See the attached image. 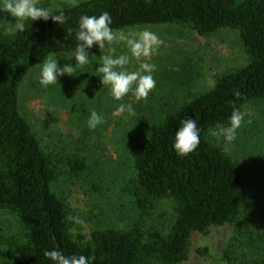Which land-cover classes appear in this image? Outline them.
Wrapping results in <instances>:
<instances>
[{"label": "trees", "instance_id": "obj_1", "mask_svg": "<svg viewBox=\"0 0 264 264\" xmlns=\"http://www.w3.org/2000/svg\"><path fill=\"white\" fill-rule=\"evenodd\" d=\"M39 6L62 10L66 21L26 20L24 31L11 32L14 18L0 13V212L15 215L20 223L17 232L0 230V264H53L44 256L52 249L84 255L88 264H181L193 232L205 234L225 223L233 224V233L222 251L224 262L264 264V151L256 158L263 168L254 179L258 195L249 198L243 168L210 135L216 125L227 126L233 109L242 112L264 101V0H82L60 6L40 0ZM105 11L113 30L174 24L207 35L233 29L246 62L218 74L208 90L167 102L159 114L146 117L145 134L131 147V174L123 182L137 220L75 237L66 201L52 184L62 170L83 173L87 160L42 146L19 109V86L48 56L74 52L81 15ZM97 51L93 46L92 53ZM189 118L197 121L200 143L180 156L173 150V135L181 119ZM164 199L174 210L165 224L154 216Z\"/></svg>", "mask_w": 264, "mask_h": 264}, {"label": "rangeland", "instance_id": "obj_2", "mask_svg": "<svg viewBox=\"0 0 264 264\" xmlns=\"http://www.w3.org/2000/svg\"><path fill=\"white\" fill-rule=\"evenodd\" d=\"M54 6L77 3L82 0H47ZM147 29L155 33L162 44L147 62L156 65L153 77L156 86L146 99L137 101L129 93L121 100L114 99L107 87L101 85L95 72L98 56H90L91 63L78 69L76 76L65 75L58 84L47 87L39 83L40 66L32 68L19 86V109L32 125L44 148L65 150L84 156L87 169L80 175L62 170L52 184L53 190L66 201L71 216V232L90 234L94 229L126 227L138 218L132 198L124 191L123 182L131 174V147L143 134L144 121L150 114H159L167 102L208 90L218 74L240 67L246 56L238 33L220 29L200 35L185 25H138L117 31L118 34ZM116 55L127 52L123 43L113 45ZM72 53L51 55L67 57ZM63 63H74L65 61ZM93 64V65H92ZM135 70L138 62L127 66ZM121 104H132L136 115L121 112ZM153 109L154 112H149ZM103 116L104 122L95 129L87 126L91 111ZM244 120L236 139L223 141L228 153L240 164L245 174L247 195L256 197L255 177L262 173L256 162L257 153L264 151V101L246 105ZM158 117V116H155ZM173 203L164 199L156 204L154 216L162 222L173 220ZM80 221V222H77ZM15 215L0 212V230L19 231ZM233 233V224L213 225L208 233L193 232L188 258L181 264H226L222 251ZM206 248L205 253L199 251Z\"/></svg>", "mask_w": 264, "mask_h": 264}, {"label": "clouds", "instance_id": "obj_3", "mask_svg": "<svg viewBox=\"0 0 264 264\" xmlns=\"http://www.w3.org/2000/svg\"><path fill=\"white\" fill-rule=\"evenodd\" d=\"M40 0H0V13H6L14 18V24L9 31L22 32L25 29L26 20L36 21L49 19L60 25L66 21L62 10L53 11L39 6ZM112 17L105 11L97 15H81L75 29L77 41L74 52L65 57L48 56L40 66L39 83L47 87L58 84L59 78L68 75L76 76L78 69L91 63L90 56L93 46L105 54L99 55L100 60L95 68V75L101 85L107 87L109 94L116 100H121L126 94L131 93L137 101L146 99L149 92L156 86L153 73L156 65L147 62L154 51L162 44L160 38L153 32L144 29L139 32L121 33L113 30ZM123 43L127 52L116 55L113 47L116 43ZM60 58L65 61L72 60L74 63L61 64ZM132 60L138 62L135 70L127 67ZM93 65V64H92ZM239 95V93H236ZM121 112L127 111L129 115H136L132 104H121ZM227 126L218 124L210 135L217 140L232 142L236 139L237 130L240 128L244 114L233 109ZM104 122V118L97 111L90 112L87 120L89 129H95ZM199 128L195 119H181L179 126L173 135L172 147L177 155L185 156L194 151L200 143ZM80 222V221H77ZM44 256L53 264H88L84 255H64L61 251L52 249L45 250Z\"/></svg>", "mask_w": 264, "mask_h": 264}]
</instances>
